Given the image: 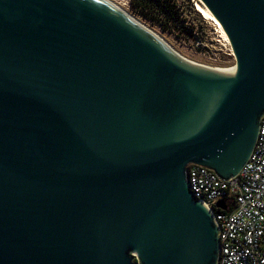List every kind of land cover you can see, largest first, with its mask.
<instances>
[{
    "label": "water",
    "instance_id": "obj_1",
    "mask_svg": "<svg viewBox=\"0 0 264 264\" xmlns=\"http://www.w3.org/2000/svg\"><path fill=\"white\" fill-rule=\"evenodd\" d=\"M193 62L108 0H0V264H217L187 165L233 177L264 115V0H197Z\"/></svg>",
    "mask_w": 264,
    "mask_h": 264
},
{
    "label": "built area",
    "instance_id": "obj_2",
    "mask_svg": "<svg viewBox=\"0 0 264 264\" xmlns=\"http://www.w3.org/2000/svg\"><path fill=\"white\" fill-rule=\"evenodd\" d=\"M187 182L217 225V264H264V115L253 149L236 175L219 180L201 165L188 164Z\"/></svg>",
    "mask_w": 264,
    "mask_h": 264
},
{
    "label": "rangeland",
    "instance_id": "obj_3",
    "mask_svg": "<svg viewBox=\"0 0 264 264\" xmlns=\"http://www.w3.org/2000/svg\"><path fill=\"white\" fill-rule=\"evenodd\" d=\"M110 1L187 59L209 66L228 67L234 64L228 41H223L215 26L194 9L197 0H175L177 9L174 14L156 8L155 12L147 14L149 18L136 12V0Z\"/></svg>",
    "mask_w": 264,
    "mask_h": 264
},
{
    "label": "trees",
    "instance_id": "obj_4",
    "mask_svg": "<svg viewBox=\"0 0 264 264\" xmlns=\"http://www.w3.org/2000/svg\"><path fill=\"white\" fill-rule=\"evenodd\" d=\"M135 8L136 12L147 18H149L147 14L152 11L155 12L156 8L171 14H174V10L176 11L177 9L175 0H136ZM189 8L192 9L191 4H189ZM179 9L178 7V13L180 12Z\"/></svg>",
    "mask_w": 264,
    "mask_h": 264
},
{
    "label": "bare ground",
    "instance_id": "obj_5",
    "mask_svg": "<svg viewBox=\"0 0 264 264\" xmlns=\"http://www.w3.org/2000/svg\"><path fill=\"white\" fill-rule=\"evenodd\" d=\"M110 1V0H108ZM112 4H114L116 7H118L119 9H121L118 5H116L115 3H113L112 1H110ZM194 9L204 18L207 19L208 21H210L216 28V30L219 33V36L223 39V41L227 42V37L225 35V33L223 32L219 22L213 17V15L208 11V9L203 6L202 4H200L198 1H196L194 3ZM122 10V9H121ZM124 11V10H122ZM125 12V11H124ZM146 27V26H145ZM147 28V27H146ZM149 29V28H148ZM152 31V30H151ZM192 61V60H191ZM194 62V61H193ZM204 65V64H203ZM209 66V65H206ZM212 68H216V69H220V70H226V71H231L233 70V65L228 66V67H219V66H209Z\"/></svg>",
    "mask_w": 264,
    "mask_h": 264
}]
</instances>
